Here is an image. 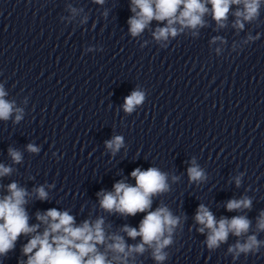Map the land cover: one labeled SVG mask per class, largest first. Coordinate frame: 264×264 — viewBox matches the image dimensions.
Segmentation results:
<instances>
[{"label": "clouds", "instance_id": "clouds-1", "mask_svg": "<svg viewBox=\"0 0 264 264\" xmlns=\"http://www.w3.org/2000/svg\"><path fill=\"white\" fill-rule=\"evenodd\" d=\"M103 4L104 0H95ZM261 0H131V11L135 13L128 19L129 32L132 37L139 36L152 20L159 22L167 21L166 26L159 27L153 33L157 42L168 41L169 37H176L184 28L196 29L203 26L202 17L209 9L206 4H211L213 18L220 27L227 19L230 6L243 4V10H237L234 27L244 28V21H252L259 14ZM139 9V11H137ZM75 12V9H72ZM179 24L177 29L173 25ZM195 35V33H193ZM214 38L212 41L215 43ZM249 39H252L249 37ZM166 46V45H162ZM219 52V49H217ZM6 93L0 86V120L7 121L14 111L13 104L4 99ZM145 99V93L133 90L125 97L123 105L126 113L134 111L135 106L140 105ZM18 113L20 109H16ZM22 119L16 115L15 123ZM106 148L113 154L123 146V137L114 136L105 142ZM29 152L37 153L39 148L28 144ZM9 155L14 163L22 161V154L9 148ZM12 169L0 165V176L10 174ZM190 182H200L206 179V175L192 161V166L187 169ZM135 179V185H129L119 181L113 185L114 191H101L100 206L109 213H120L127 216H135L137 213H145L139 224V228L125 225L121 231L127 237L141 241L135 245L126 243L123 236L110 234L106 236L104 219L97 218L94 222L85 220L81 225L75 224V218L68 211H59L56 208L48 209L45 213H37V220L46 227L42 233H38L39 224L30 226L28 215L24 205L28 202L26 197L29 193L24 188H19L15 182L8 185L9 195L0 199V255L6 254L13 249L17 238L21 234L37 233L33 235L23 248V253L28 257L26 264H129V257L133 254H143L146 247L151 249L152 258L157 264H162L168 258L165 249L173 243L172 235L180 224V217L174 216L167 207H158L151 211L152 197L169 190L167 174L156 167L146 170L136 168L131 172ZM174 179H176L174 177ZM237 187L240 186L241 178H235ZM36 198L47 200L48 192L43 186L34 189ZM252 201L248 197L231 199L226 203L229 212L250 209ZM195 221L201 225L197 229L200 233L207 230L206 246L209 250L217 249L221 243L226 242L229 233L240 237L248 233L250 221L245 216H233L231 219L215 218L213 213L204 205L200 204L196 210ZM257 230L264 231V211L257 218ZM98 245L105 246V251L98 250ZM264 241H259L256 235H249L241 243L229 246L228 252L237 258L241 253H257ZM35 250V251H34ZM108 252L113 253L111 259Z\"/></svg>", "mask_w": 264, "mask_h": 264}]
</instances>
